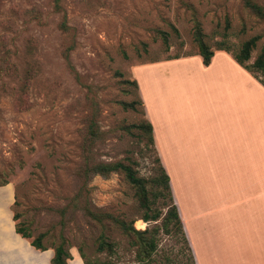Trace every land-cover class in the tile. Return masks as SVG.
I'll list each match as a JSON object with an SVG mask.
<instances>
[{"label":"rangeland","instance_id":"obj_1","mask_svg":"<svg viewBox=\"0 0 264 264\" xmlns=\"http://www.w3.org/2000/svg\"><path fill=\"white\" fill-rule=\"evenodd\" d=\"M253 1L264 8V0ZM196 24L214 52L221 41L237 49L258 37L247 65L264 47V21L241 0H0V188L11 198L7 205L0 192V238L26 247L44 234L46 250L37 251L51 260L63 243L68 264H148L123 222L155 229L150 264H185L180 239L164 233L162 217L141 220L135 190L120 173L87 180L81 173L85 163L122 160L140 177L152 175L154 147L133 127L145 116L132 81L141 66L197 55ZM253 75L264 84V74ZM92 123L98 135L89 143ZM150 194L151 209L160 210L168 196ZM9 217L31 238L19 240ZM101 235L112 254L97 251ZM14 255L0 247V264H17Z\"/></svg>","mask_w":264,"mask_h":264},{"label":"crops","instance_id":"obj_2","mask_svg":"<svg viewBox=\"0 0 264 264\" xmlns=\"http://www.w3.org/2000/svg\"><path fill=\"white\" fill-rule=\"evenodd\" d=\"M135 79L196 264H264V86L224 51L208 66L198 54L141 66ZM0 247L50 264L29 244Z\"/></svg>","mask_w":264,"mask_h":264},{"label":"trees","instance_id":"obj_3","mask_svg":"<svg viewBox=\"0 0 264 264\" xmlns=\"http://www.w3.org/2000/svg\"><path fill=\"white\" fill-rule=\"evenodd\" d=\"M242 4L245 8L249 9L255 17L264 21V8L253 0H241ZM63 28H66L64 19L61 23ZM175 31V30H174ZM163 34V44L168 47L167 34L160 32ZM193 42L196 44L198 48V55L202 58V63L205 66H208L211 58L214 54V51L208 46V44L204 41L203 34L201 32V28L199 24H196L193 29L192 34ZM258 37H251L237 48H230V46H226V42L221 41L217 44V50L224 51L231 55L233 60L240 65L242 68L251 73V75L256 78L253 73L264 74V47L260 50V53L256 56L253 63L251 65H247V62L251 58V52L255 48ZM257 79V78H256ZM259 81V80H258ZM134 87L138 94V88L135 81H132ZM260 82V81H259ZM263 86L264 84L260 82ZM139 103L142 107V102L139 97ZM137 131H139V139H147L149 144H152L154 147V151L156 154V160L153 161V164L156 165L152 168V175L149 178L140 177L133 167V163L131 161L124 162L122 160H118L110 163H102L94 166H89L88 163H85L84 168L82 169V176L84 180L88 179V176L91 173L99 174V175H108L113 172L120 173L123 179L134 188L135 195L138 200L139 208L142 209L143 215L141 216V220L143 222H151L158 221L161 217V227L165 234H172L176 237V239H180L184 247L181 248V255L185 258V264H196L195 258L192 252V249L189 245L187 237L185 235L182 222L179 218L177 207L174 203L171 188L169 185V177L165 172L160 158L157 154L154 145L153 132L151 124L144 118L140 123L133 126ZM88 138L89 143H91L94 137H97L98 132L94 127V124H90L88 127ZM86 162V161H85ZM6 185L5 181L0 182V187ZM150 186L152 190H148L147 186ZM151 192V194H150ZM149 194L152 195L154 200L163 198L167 195L166 202H162V210H152L151 204L149 200ZM165 210L164 214L162 211ZM93 218L95 216L91 214ZM12 220L15 222L17 220V215L13 214ZM120 226L124 231H128L133 239V243L137 246V255L139 260L147 261L148 264L151 263L152 254L156 248L155 242V229L153 233H150L148 230L144 231H136L130 225H125L123 222H120ZM157 231V229H156ZM15 232L20 235L23 239H30L31 234L24 232L21 227H19L18 223H15ZM44 238V234H39L37 237L33 238L29 244L36 250L45 251L46 248L42 244V240ZM97 251L98 252H107L109 254L113 253V245L108 242L104 235H101L98 243H97ZM68 260H70V256L65 250L63 243L53 248V256L50 260V264H68ZM86 264L88 262L85 261Z\"/></svg>","mask_w":264,"mask_h":264}]
</instances>
